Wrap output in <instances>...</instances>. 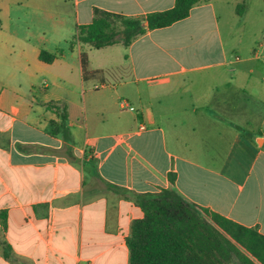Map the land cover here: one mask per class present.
<instances>
[{
	"label": "crops",
	"instance_id": "0c3cea01",
	"mask_svg": "<svg viewBox=\"0 0 264 264\" xmlns=\"http://www.w3.org/2000/svg\"><path fill=\"white\" fill-rule=\"evenodd\" d=\"M239 1L94 49L76 34L96 11L175 0H0V264H130L137 197L172 187L264 236V74L222 21Z\"/></svg>",
	"mask_w": 264,
	"mask_h": 264
},
{
	"label": "trees",
	"instance_id": "16d2710c",
	"mask_svg": "<svg viewBox=\"0 0 264 264\" xmlns=\"http://www.w3.org/2000/svg\"><path fill=\"white\" fill-rule=\"evenodd\" d=\"M200 2L175 0L172 9L145 18L96 11L90 25L77 28L76 40L94 49L114 46L120 39L129 46L148 30L166 28L188 18ZM244 8L237 7L239 16L244 14ZM46 56L41 53V59ZM82 62L85 78L97 74L87 71L86 53H82ZM59 105L52 103L46 108L59 110ZM61 118L68 119L64 112ZM136 204L144 216L132 225L128 240L130 264H264V236L188 202L175 187L158 194L140 195ZM2 226L6 229V214Z\"/></svg>",
	"mask_w": 264,
	"mask_h": 264
},
{
	"label": "rangeland",
	"instance_id": "374dc122",
	"mask_svg": "<svg viewBox=\"0 0 264 264\" xmlns=\"http://www.w3.org/2000/svg\"><path fill=\"white\" fill-rule=\"evenodd\" d=\"M239 5L245 6L244 14L240 16L243 18H237L230 10L227 16L222 18L223 25L227 23L231 28L228 32L224 30V38L229 42V46L234 48V54L242 59L253 58L252 52L255 50L258 59L253 58L254 65L259 74H264V0H240ZM218 6L220 8L221 4ZM120 42L123 43V39H120ZM113 50L117 55L121 47L116 46ZM112 75L114 74L110 76ZM110 82L115 84L116 81L112 79Z\"/></svg>",
	"mask_w": 264,
	"mask_h": 264
},
{
	"label": "built area",
	"instance_id": "2783aa9c",
	"mask_svg": "<svg viewBox=\"0 0 264 264\" xmlns=\"http://www.w3.org/2000/svg\"><path fill=\"white\" fill-rule=\"evenodd\" d=\"M128 107H130V110H131V111H134V110H135V108H133V107H131V106H129V105H128ZM138 131H139V132L146 131V126H144V125L140 126V128H139Z\"/></svg>",
	"mask_w": 264,
	"mask_h": 264
},
{
	"label": "water",
	"instance_id": "95a60500",
	"mask_svg": "<svg viewBox=\"0 0 264 264\" xmlns=\"http://www.w3.org/2000/svg\"><path fill=\"white\" fill-rule=\"evenodd\" d=\"M145 26V25H144Z\"/></svg>",
	"mask_w": 264,
	"mask_h": 264
}]
</instances>
